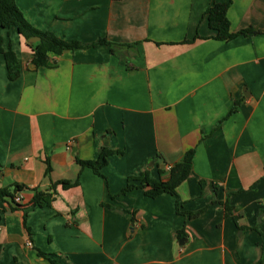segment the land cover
<instances>
[{
	"label": "crops",
	"instance_id": "1",
	"mask_svg": "<svg viewBox=\"0 0 264 264\" xmlns=\"http://www.w3.org/2000/svg\"><path fill=\"white\" fill-rule=\"evenodd\" d=\"M15 2L68 42L135 46L37 67L36 41L0 26L20 66L9 80L0 54V189L21 186L24 206L0 200V264H264V0ZM216 3H230L232 32L257 34L216 40L204 17ZM104 145L114 153L99 173L79 165ZM192 149L179 210L170 194L122 193L153 157L174 165ZM159 167L149 177L167 180ZM34 190L53 192L51 205L32 207Z\"/></svg>",
	"mask_w": 264,
	"mask_h": 264
},
{
	"label": "trees",
	"instance_id": "2",
	"mask_svg": "<svg viewBox=\"0 0 264 264\" xmlns=\"http://www.w3.org/2000/svg\"><path fill=\"white\" fill-rule=\"evenodd\" d=\"M230 3H216L211 6L204 14V17L207 19L209 27L216 32L215 39L218 41L228 42L241 35L243 36H254L257 34L254 30H242L240 32L231 31V23L229 21L227 12L229 9ZM0 26L4 29L15 28L20 35H23L27 40H35L36 46L34 47V55L32 63L37 67H48L52 65L51 59L53 56H59L66 50H74L78 48L88 49L97 45H107L110 48L111 53L116 54L119 49L122 47H132L135 44L131 45H119L109 42L106 39H99L92 44H83L77 41L68 42L63 40L53 33L43 32L35 29L31 26L23 14L19 10L15 0H0ZM198 38V36L196 37ZM195 38V39H196ZM194 39V40H195ZM191 41H184V43H191ZM4 39L0 35V54L5 58L7 66V76L9 80H15L19 77L20 66L16 58L15 52L12 49V46L9 44L7 48L3 46ZM127 67L131 68V65L125 60ZM235 108L229 113V116L234 112ZM226 119V118H225ZM221 122L218 124V126ZM114 151L104 145L100 151L98 158L94 161H82L77 160L79 165L82 167H90L96 173H99V170L107 164L108 157L111 156ZM119 155H122V151L117 152ZM194 149L187 151L180 162L171 165L166 164L163 160H160V156L157 155L153 157L149 163L148 167L141 172L138 176L129 177L127 185L123 189L122 193L125 194L134 189L144 190L145 196L155 199L162 194H170L176 198V208L179 210L183 203L178 196V188L189 178L193 166V157ZM161 163L165 164V170L169 172V177L167 180H153L149 177V168L156 164L161 166ZM159 167V173L162 175L164 171ZM51 172L50 164L47 162V175ZM138 182V184H136ZM59 184L62 185L64 189L72 187L77 183H70L67 181H61ZM202 184V183H201ZM54 189V188H53ZM22 190L21 186H15V192L10 191L9 188L0 189V200L8 202L10 205V210L23 209L24 206L17 204L15 202L16 194ZM54 191V190H53ZM53 200V192H43L40 190H34V196L31 202L32 207H44L50 206ZM105 207L106 205L103 204ZM226 215L230 216L233 213V209L225 204ZM128 213L127 211H123ZM202 211L190 213L189 217L194 218L200 215ZM236 220H239V217H235ZM0 225H1V212H0ZM240 230H243V227H240ZM179 236L183 235L178 233ZM44 257H47L46 254L41 253ZM49 260L52 264H59L56 259L49 257Z\"/></svg>",
	"mask_w": 264,
	"mask_h": 264
},
{
	"label": "built area",
	"instance_id": "3",
	"mask_svg": "<svg viewBox=\"0 0 264 264\" xmlns=\"http://www.w3.org/2000/svg\"><path fill=\"white\" fill-rule=\"evenodd\" d=\"M15 202H16V203H20V202H21V197L17 196V197L15 198Z\"/></svg>",
	"mask_w": 264,
	"mask_h": 264
},
{
	"label": "water",
	"instance_id": "4",
	"mask_svg": "<svg viewBox=\"0 0 264 264\" xmlns=\"http://www.w3.org/2000/svg\"><path fill=\"white\" fill-rule=\"evenodd\" d=\"M34 66H36V65H34ZM180 244L182 245V241L180 240Z\"/></svg>",
	"mask_w": 264,
	"mask_h": 264
}]
</instances>
